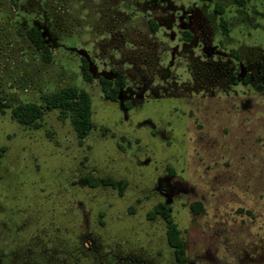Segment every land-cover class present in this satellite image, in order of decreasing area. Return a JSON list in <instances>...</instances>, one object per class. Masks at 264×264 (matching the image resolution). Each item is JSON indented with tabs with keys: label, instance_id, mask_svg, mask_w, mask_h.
Returning a JSON list of instances; mask_svg holds the SVG:
<instances>
[{
	"label": "rangeland",
	"instance_id": "1",
	"mask_svg": "<svg viewBox=\"0 0 264 264\" xmlns=\"http://www.w3.org/2000/svg\"><path fill=\"white\" fill-rule=\"evenodd\" d=\"M65 87L85 137L12 116ZM159 204L182 264H264V0H0V264H178Z\"/></svg>",
	"mask_w": 264,
	"mask_h": 264
},
{
	"label": "trees",
	"instance_id": "2",
	"mask_svg": "<svg viewBox=\"0 0 264 264\" xmlns=\"http://www.w3.org/2000/svg\"><path fill=\"white\" fill-rule=\"evenodd\" d=\"M238 6L244 4V0H234ZM32 42L43 50L47 59H50V50L43 45L42 34L36 28L32 29ZM81 70L86 79H90V73L87 62L83 59L81 63ZM103 88L106 91L108 86L113 85L110 93L106 94L112 101H116L119 89L124 86V79L122 75H118L113 82L103 81ZM59 109L67 111L70 115L72 125L79 138L85 137L91 126V101L89 95L84 90H78L75 87H65L60 91L50 94L43 104H23L18 105L12 109V116L21 124H30L39 119L44 110ZM158 213L168 223L167 240L169 245L174 249L175 258L178 264H182L184 260V248L182 241L178 238V231L175 224L170 218L167 207L164 204H159ZM191 209L198 212L201 204L200 202H192Z\"/></svg>",
	"mask_w": 264,
	"mask_h": 264
}]
</instances>
